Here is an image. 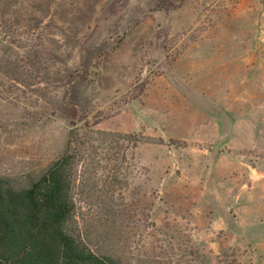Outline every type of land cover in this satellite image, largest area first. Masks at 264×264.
<instances>
[{
    "label": "rangeland",
    "instance_id": "obj_1",
    "mask_svg": "<svg viewBox=\"0 0 264 264\" xmlns=\"http://www.w3.org/2000/svg\"><path fill=\"white\" fill-rule=\"evenodd\" d=\"M65 151L94 253L264 264V0H0V178Z\"/></svg>",
    "mask_w": 264,
    "mask_h": 264
},
{
    "label": "trees",
    "instance_id": "obj_2",
    "mask_svg": "<svg viewBox=\"0 0 264 264\" xmlns=\"http://www.w3.org/2000/svg\"><path fill=\"white\" fill-rule=\"evenodd\" d=\"M74 158L65 151L22 189L0 178V264H121L68 228Z\"/></svg>",
    "mask_w": 264,
    "mask_h": 264
}]
</instances>
